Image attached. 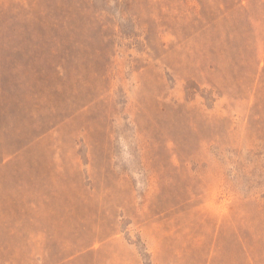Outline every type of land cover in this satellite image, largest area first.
Instances as JSON below:
<instances>
[{"label": "rangeland", "instance_id": "1", "mask_svg": "<svg viewBox=\"0 0 264 264\" xmlns=\"http://www.w3.org/2000/svg\"><path fill=\"white\" fill-rule=\"evenodd\" d=\"M0 264H264V0H0Z\"/></svg>", "mask_w": 264, "mask_h": 264}]
</instances>
